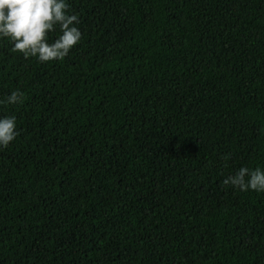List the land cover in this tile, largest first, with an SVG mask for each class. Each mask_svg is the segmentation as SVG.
Instances as JSON below:
<instances>
[{
    "label": "trees",
    "instance_id": "16d2710c",
    "mask_svg": "<svg viewBox=\"0 0 264 264\" xmlns=\"http://www.w3.org/2000/svg\"><path fill=\"white\" fill-rule=\"evenodd\" d=\"M67 3L62 60L0 39V264H264V192L223 183L264 169V0Z\"/></svg>",
    "mask_w": 264,
    "mask_h": 264
},
{
    "label": "clouds",
    "instance_id": "9594fccd",
    "mask_svg": "<svg viewBox=\"0 0 264 264\" xmlns=\"http://www.w3.org/2000/svg\"><path fill=\"white\" fill-rule=\"evenodd\" d=\"M68 8L67 0H0V39L10 41L12 51L26 58L60 61L81 39L78 17L69 14ZM57 29L59 34L49 42V33ZM22 95L11 90L0 104L19 103ZM16 135L15 116H0V148L7 147ZM223 183L241 192H264V169L241 166Z\"/></svg>",
    "mask_w": 264,
    "mask_h": 264
}]
</instances>
